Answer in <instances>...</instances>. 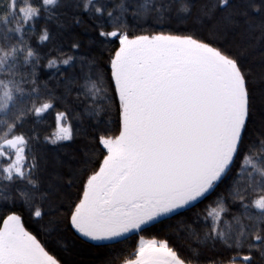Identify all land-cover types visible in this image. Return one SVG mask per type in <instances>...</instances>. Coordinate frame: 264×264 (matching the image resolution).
Returning <instances> with one entry per match:
<instances>
[{"label": "snow or ice", "instance_id": "obj_1", "mask_svg": "<svg viewBox=\"0 0 264 264\" xmlns=\"http://www.w3.org/2000/svg\"><path fill=\"white\" fill-rule=\"evenodd\" d=\"M177 4L201 28L208 22L206 36L136 33ZM66 6L65 0H0V264H62L25 226L26 213L55 215L100 247L138 236L123 264H264V150L250 155L254 135L264 137V73L257 122L256 78L230 50L233 33L249 47L264 44V0H168L153 7L76 0L73 7L87 12L96 30L88 48L109 51L108 68L90 51L68 56L61 63L70 71L50 88L40 80L41 56L31 41L37 22ZM50 39L45 25L38 42ZM53 65L49 60L47 67ZM61 101L67 103L55 116L52 144L73 141L86 118L93 128L104 118L111 123L113 108L117 126L47 170L39 136L21 129ZM221 187L215 207L183 221L189 254L170 239L141 235ZM218 248L222 254L201 259Z\"/></svg>", "mask_w": 264, "mask_h": 264}, {"label": "trees", "instance_id": "obj_2", "mask_svg": "<svg viewBox=\"0 0 264 264\" xmlns=\"http://www.w3.org/2000/svg\"><path fill=\"white\" fill-rule=\"evenodd\" d=\"M76 0H65L66 7H61L57 10V16L52 20L47 21L45 18H41L37 22V35L33 37L31 43L36 51L41 56V66L39 68V76L42 83L47 82L48 87L55 85L56 79L61 73H67L70 71L67 65H63L61 62L68 56L80 57L85 51H90L91 54L98 58L103 68H108V60L111 53L100 45H93L88 48V42L96 38V30L93 27L92 19L87 12L73 7ZM82 2V0H81ZM97 4L104 3L105 0H95ZM121 0H107L108 6L112 7L113 4L120 3ZM144 4L147 7H153L157 3H167L168 0H124L127 5L129 3ZM199 3V0H196ZM179 4L173 8L171 12L164 10L163 19L159 22L155 17L150 18L141 28L135 29L136 33L144 32L147 30L152 31H175L179 30L180 33L196 32L199 35L206 36L208 22L205 21V27L201 26L195 21L194 17H189L186 12H178L176 9ZM171 17V18H170ZM80 19V24H75V19ZM131 20V17H129ZM163 25L160 27L159 25ZM47 25L51 39L39 43L40 30ZM110 30V29H109ZM235 39L231 45V51L234 54H239L244 63L245 68L250 69L255 76L256 84V106H257V122L259 121V109L262 106L260 97L261 80L260 75L264 73V44L255 43L254 47H249L247 43L237 34L233 33ZM259 36V32L256 33ZM79 41L82 47L79 50L72 49V44ZM118 46V45H113ZM54 62L53 67H47L48 61ZM87 71V68L84 69ZM80 84H84L83 76L79 81ZM75 93H73V106L75 105ZM67 101H61L56 103V106L43 114L40 118L32 117L25 123L22 131L28 135L39 136L37 142V150L42 158V165L47 164V170H51L52 165L55 163L57 157L66 159L68 155L79 152L83 147L86 139L90 140L92 135H104L112 134L106 133L105 128H111L115 130L117 124V113L115 108L112 110L110 117L111 123H107V118L102 119L101 124L97 128L90 127V119L86 118L85 122L80 125V130L75 133L73 141H59L56 144H52L51 140L55 138L57 132V125L55 116L58 112L65 111L64 104ZM264 137H253L250 155L256 157L264 146L261 145L260 140ZM98 156V153H97ZM97 157L94 156L93 159ZM102 159V157H99ZM239 167V162L238 166ZM236 171V170H234ZM4 182L0 180V184ZM73 193L76 189H71ZM223 191V187L217 189L211 195H206L201 202L196 204L195 208L191 211L184 213L183 216H177L172 221H165V224L155 228L149 229L141 233L145 239H170V243L180 244L183 249V254H189L187 247L188 241L182 239L185 235L183 230V221L185 217L191 218L194 213L206 214L211 207H215L217 195ZM25 220L27 221L26 227L33 234H37L38 239L42 243L47 242L48 248L53 254L57 255L61 259L62 264H105V261L109 258L115 261V264H123L124 259L132 258L131 253L135 250V246L138 243V236H131L125 240L123 244L112 247H100L97 242L89 241L85 237L79 236L74 230L67 227V222L61 220L55 215H45L43 218L31 217L29 218L27 213L25 214ZM170 224L171 228L167 227ZM179 233L180 239L177 237ZM223 253L222 249H216L215 251H204L201 259L205 257L217 256Z\"/></svg>", "mask_w": 264, "mask_h": 264}]
</instances>
